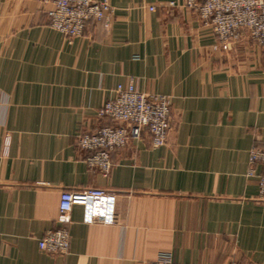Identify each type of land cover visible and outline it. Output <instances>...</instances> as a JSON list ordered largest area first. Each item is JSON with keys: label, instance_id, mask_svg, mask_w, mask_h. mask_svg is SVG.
I'll return each instance as SVG.
<instances>
[{"label": "crops", "instance_id": "0c3cea01", "mask_svg": "<svg viewBox=\"0 0 264 264\" xmlns=\"http://www.w3.org/2000/svg\"><path fill=\"white\" fill-rule=\"evenodd\" d=\"M108 2V27L68 39L50 4L0 0V264H264V167L248 175L264 148V49L220 44L185 0ZM131 82L170 97L173 129L159 148L134 131L104 176L77 138L111 125L99 110ZM89 189L115 196L113 222L75 206L62 224L61 193ZM62 227L68 254L41 251Z\"/></svg>", "mask_w": 264, "mask_h": 264}, {"label": "built area", "instance_id": "2783aa9c", "mask_svg": "<svg viewBox=\"0 0 264 264\" xmlns=\"http://www.w3.org/2000/svg\"><path fill=\"white\" fill-rule=\"evenodd\" d=\"M50 4L49 26L68 39L81 37L89 22L109 26L113 9L108 0H41ZM173 5V4H172ZM185 6L199 14L212 26L218 42L223 45L239 42L247 35L264 49V0H185ZM153 10V8H151ZM116 98L99 110V116L111 125L93 133L78 135L76 146L87 153L90 170L108 176L113 169L111 155L124 148L134 131L145 129L154 148L168 143L173 129L169 96L139 92L131 82L118 86ZM256 165L264 167V148H253L249 155V176H255ZM258 178V200L264 202V172ZM115 196L101 189L64 191L60 196L59 220L70 221L73 207L82 206L86 223L113 222ZM70 236L66 227L46 232L39 240V249L52 256L69 252ZM154 264L177 263L171 253L159 254Z\"/></svg>", "mask_w": 264, "mask_h": 264}]
</instances>
